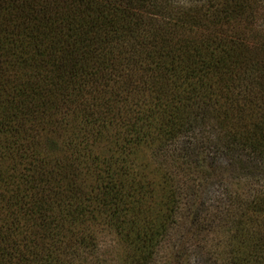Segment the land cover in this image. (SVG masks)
<instances>
[{
    "label": "trees",
    "instance_id": "obj_1",
    "mask_svg": "<svg viewBox=\"0 0 264 264\" xmlns=\"http://www.w3.org/2000/svg\"><path fill=\"white\" fill-rule=\"evenodd\" d=\"M0 264H264V0H0Z\"/></svg>",
    "mask_w": 264,
    "mask_h": 264
}]
</instances>
